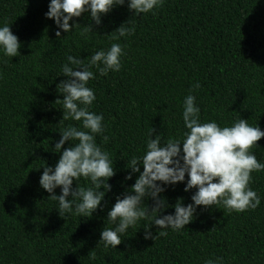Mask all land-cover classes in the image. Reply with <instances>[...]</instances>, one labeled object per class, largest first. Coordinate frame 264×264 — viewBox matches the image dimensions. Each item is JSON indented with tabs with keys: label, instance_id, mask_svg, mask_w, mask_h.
<instances>
[{
	"label": "trees",
	"instance_id": "obj_1",
	"mask_svg": "<svg viewBox=\"0 0 264 264\" xmlns=\"http://www.w3.org/2000/svg\"><path fill=\"white\" fill-rule=\"evenodd\" d=\"M49 3L0 0V26L9 25L21 42L16 57L0 52V264H205L216 258L223 264H264V171L252 173L250 188L260 197L255 210L197 206L192 222L178 231L166 229V237L144 239L150 221L141 220L121 234L115 249L98 243L102 229L114 227L106 218L116 197L138 177L125 180L130 160L144 154L151 128V138H182L187 95L195 96L202 123L224 127L241 118L264 131V0H163L154 14L139 16L125 0L101 16L99 26L90 13L69 21L91 24L95 34L88 39L79 35L81 28L57 38L55 22L45 18ZM123 23L135 25V33L119 40L107 36ZM113 43L124 51L120 70L100 76L93 68L95 78L87 85L96 96L89 111L103 115L104 131L95 140L113 161L111 190L92 216L61 218L58 202L39 186L43 166L54 168L59 159V133L81 124L59 123L63 107L55 101L63 96L56 86L67 79L61 67L69 55L86 64ZM257 144L252 152L264 163V138ZM186 183L187 176L183 183L162 185L169 207L160 215L174 214L178 198L183 206L192 203L196 189L185 192ZM76 184L91 186L83 178L73 189ZM143 203L151 210L150 199ZM149 230L153 236L159 231L154 224Z\"/></svg>",
	"mask_w": 264,
	"mask_h": 264
},
{
	"label": "clouds",
	"instance_id": "obj_2",
	"mask_svg": "<svg viewBox=\"0 0 264 264\" xmlns=\"http://www.w3.org/2000/svg\"><path fill=\"white\" fill-rule=\"evenodd\" d=\"M124 3L125 0H50L45 18L55 22L59 29L55 32L57 38H60L61 31L69 33L74 28H81L79 35L88 39L95 34L91 24L82 27L80 24L70 25L69 21L90 13L91 21L99 26L101 16ZM162 5L163 0H128V10L136 16L153 12ZM134 33L135 25L129 27L123 23L107 36L119 40ZM20 47L21 42L11 32L10 26H0V52L12 58L19 55ZM123 54L122 46L113 43L108 50L101 49L92 54L86 64L85 59L69 55L67 63L61 67L62 76L67 79L56 86L63 96V99L55 101L63 107L59 123L73 120L81 124L80 127L68 125L62 129L60 139L54 145L56 153H60L59 159L54 168L44 165L39 179V186L50 194L48 198L58 202L57 212L61 218L68 213L92 216L106 192L111 190L107 181L115 175L113 161L95 140L104 131L103 115L89 111L96 96L87 85L95 78L93 68L100 76H107L110 71L118 72ZM199 87V83L195 84L190 92ZM195 99L191 94L184 99L182 119L186 131L181 139L169 138L165 141L163 134L151 138L154 132L151 128L144 154L130 160L127 168L130 172L125 180L132 179L137 173L138 177L122 197H116L107 212L106 219L114 227H104L100 233L98 243H102L105 249H115L120 245L121 234L141 220L150 221L144 228V239L154 241L158 236L166 237V229L178 231L185 228L192 222L197 206L208 208L219 205L229 213H242L255 210L260 205V197L250 184L252 173L264 171V163L252 152L258 147L257 142L264 138V131L257 125L250 126L248 120L241 118L224 127L216 122L202 123ZM103 141L107 143L108 137L104 136ZM66 142L69 146L61 153ZM185 176L187 183L183 190L196 189L191 196L192 203L183 206L182 198H178L172 206L174 214L160 215L169 207L161 195L166 190L162 185L183 183ZM81 178L90 181L91 186L78 187L76 184L73 189V182ZM57 188L61 189L59 195L55 194ZM145 199L152 201L151 210L147 204L142 207ZM153 224L159 229L155 236L149 230ZM92 258H95L94 255ZM205 264H223V259H209Z\"/></svg>",
	"mask_w": 264,
	"mask_h": 264
}]
</instances>
